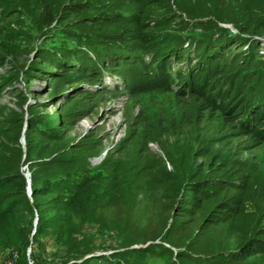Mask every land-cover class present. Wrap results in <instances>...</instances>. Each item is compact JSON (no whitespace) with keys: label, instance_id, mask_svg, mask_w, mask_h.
I'll use <instances>...</instances> for the list:
<instances>
[{"label":"trees","instance_id":"1","mask_svg":"<svg viewBox=\"0 0 264 264\" xmlns=\"http://www.w3.org/2000/svg\"><path fill=\"white\" fill-rule=\"evenodd\" d=\"M125 1L56 0L53 7L41 3L32 5L31 20L36 29L54 24L66 27L68 32L88 30L94 35H79L91 40L103 34L111 43H132L136 49L145 52L139 58L143 65L159 68L162 64L159 56L167 57L168 61L169 57H176L174 53L168 54L169 44L182 47L185 41L191 42L192 31L197 28L212 45L202 56L201 47L194 45L195 51L189 61L193 57L197 64L191 65L187 61L184 79L194 78L201 70H206V75L212 77L216 70L207 64L217 58L222 68L233 70L235 64L243 68L259 62L262 57L258 47L264 38V0H172L167 3L175 11L171 13L170 23L176 22L177 26L169 42L161 35L166 26L165 17L160 21L147 18L145 13L138 18L124 17L119 11L131 12L124 5ZM119 2L121 5L114 6ZM129 2L143 8L150 0ZM20 5L19 0H0L4 19L18 14ZM103 23L106 26H102ZM224 25L232 26L236 33L231 34ZM222 44L228 47H222ZM238 45L241 49L227 53ZM245 47L246 51L240 52ZM32 51L28 46L20 49L17 45L0 44V69L5 68L9 75H0V250L11 248L25 254L28 244L32 240L34 243L39 234L50 228L51 236L58 243L56 253L61 255L60 264L71 261L70 264H89L93 258L103 257L84 258L94 248L89 237L82 234L84 225L98 221L96 217L103 214L102 208L96 210L104 199L100 193L96 195L99 188H96L97 180L90 170V160L100 151L101 143H95L93 131L76 133L81 113L71 107L72 97L64 88L48 87L49 97L38 102H27L25 92L13 93L16 90L13 84L19 75L28 89V82L40 73L49 74L47 70H51V66L57 67L63 61V58L59 57L61 61H58L56 55H51L44 65L43 58L48 53L39 49L35 57L28 58ZM189 52L187 46L177 53L187 59ZM152 53L158 58L150 56L151 60L146 61ZM64 62V67L70 70L75 65L82 66L73 59ZM100 63L114 64L108 58ZM80 69L85 74L92 71L91 67ZM166 73L171 74L170 71ZM6 87L14 94L12 105L1 101ZM232 90L225 85L224 90L222 87L213 89L206 95L218 102L228 101ZM80 91L81 95L89 94ZM254 96L259 102L255 115L264 116V82ZM60 100L64 105H60ZM51 106L55 109L53 113L49 112ZM258 121V118L252 119L249 127L252 130L259 128L262 122ZM243 123L241 125H248ZM210 151L191 147L180 169L166 152L176 174L170 175L162 186L167 197L162 201L161 230L147 240L123 237L119 249L107 255L110 262L148 264L145 262L147 257L163 254L167 256L165 264H229L264 256V173L260 169L261 176L257 181L253 169L246 165L243 168L231 166L227 161H220L217 155H210ZM24 166L30 181V197ZM134 166L138 168L140 164ZM35 216L37 223L32 235ZM157 239L159 243L154 242ZM136 243L143 245L132 247ZM38 256L43 257L42 253Z\"/></svg>","mask_w":264,"mask_h":264},{"label":"rangeland","instance_id":"2","mask_svg":"<svg viewBox=\"0 0 264 264\" xmlns=\"http://www.w3.org/2000/svg\"><path fill=\"white\" fill-rule=\"evenodd\" d=\"M55 1L19 0V13L7 19H4L0 7V44L17 45L20 49L28 46L33 49L28 58L35 57V52L41 49L44 54L48 53L43 58L44 65H47L45 61H49L51 55H56L58 61L63 58L57 67L51 66V70H47L49 74L40 73L36 79L28 82V89H25L24 80L19 75L13 84V89H16L13 93L25 92L27 102H38L49 97L48 87L64 88L72 97L71 107L81 113L76 133L93 131L95 143H101L100 151L90 160V170L96 177V188H99L96 195L100 193L104 199L96 210L102 208L103 214L96 217L98 221L84 225L82 234L89 237L94 248L84 258L103 257L93 258L89 264H113L107 255L119 249L123 237L147 240L159 233L163 222L162 201L167 197L162 186L170 175L174 177L176 174L166 152L175 159L180 169L191 147L204 151L211 149L210 155H217L220 161H227L238 168L246 165L253 169L257 181L260 179V169L264 173V116L255 115L259 102L254 94L259 93L260 84L264 82V38L258 47L262 55L259 62L243 68L235 64L233 70H229L222 68L217 58L207 64L216 70L212 77L206 75V70H201L195 73L194 78L184 79L182 76L187 73V61L191 65L197 64L193 57L189 61L192 51H195L194 45L201 47V56L212 45L197 28L192 31L191 42L185 41L182 47L169 44L168 54L174 53V59L169 57L168 61L167 57L159 56L162 63L160 68L155 65L147 67L139 60L144 51L136 49L132 43H111L103 34L91 40L86 37L94 34L88 30L81 32L73 29L68 32L66 27L54 24L36 29L30 14L34 10L32 5L46 3L53 7ZM171 1L150 0L140 8L127 0L124 5L131 12L119 13L124 17L137 18L145 13L147 18L155 21L165 17L166 26L161 35L169 42L177 26L174 24L176 22L170 23L171 13H175L172 11L174 7L167 5ZM116 5H121V2ZM89 15L92 16L91 13ZM102 26L106 25L103 23ZM224 26L230 29L231 34L236 33L232 26ZM187 46L190 50L187 59L179 57L177 52ZM226 46L222 44V47ZM240 47L234 46L227 53L232 54ZM245 51L246 47L240 50ZM150 56L158 58L152 53L146 61L151 60ZM106 58L114 64H101L100 61ZM65 59L78 61L79 65L81 62L82 66L66 69ZM81 67H91L92 71L85 74ZM169 71L170 75L166 73ZM218 71L220 74H217ZM5 74V68L0 69V75ZM225 85L233 89L228 101L218 102L211 95H206L213 89L222 87L224 90ZM82 90L89 94L81 95L79 91ZM10 91L11 88L6 87L1 101L12 105L15 97ZM59 103L64 105L63 100ZM54 111L51 106L49 112ZM256 118L262 125L252 130L249 126L252 125L251 120ZM240 121L248 125L243 126ZM138 163L140 166L134 168ZM23 169L26 173L25 166ZM50 233L51 229L48 228L44 234H39L34 243L32 240L28 244L25 254L16 249H1L0 264H60L61 255L56 253L58 243ZM154 242L159 243V240ZM142 245L136 243L132 247ZM40 253L42 258L38 256ZM162 255L149 256L145 262L165 264L167 256ZM229 264H264V256Z\"/></svg>","mask_w":264,"mask_h":264},{"label":"water","instance_id":"3","mask_svg":"<svg viewBox=\"0 0 264 264\" xmlns=\"http://www.w3.org/2000/svg\"><path fill=\"white\" fill-rule=\"evenodd\" d=\"M21 142H22V144L24 143L23 142V138L21 139ZM26 176H27V190H28V196L30 197L31 196V193H30V181H29V178H28V174H26ZM34 224V227L36 226V223H37V217L35 216V219H34V222H33ZM33 227V230H32V235L34 234V232H35V228ZM30 249H28V251H29Z\"/></svg>","mask_w":264,"mask_h":264}]
</instances>
